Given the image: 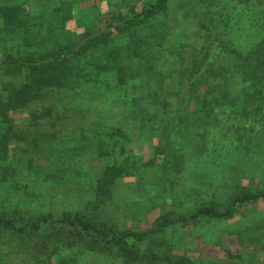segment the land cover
I'll return each mask as SVG.
<instances>
[{"label": "trees", "instance_id": "16d2710c", "mask_svg": "<svg viewBox=\"0 0 264 264\" xmlns=\"http://www.w3.org/2000/svg\"><path fill=\"white\" fill-rule=\"evenodd\" d=\"M167 1H146L141 8L131 2L125 11L110 12L102 31L94 30L95 24H80L88 20V13H75V26L82 32L74 34L67 28L66 6L71 3L78 10L82 8L79 1L0 0V232L18 238L49 235L54 245L49 256L52 264H110L101 262L105 254L126 263L193 264L185 258L173 261L148 251L142 254L139 244L155 239L168 225L185 228L203 219H228L243 205L264 200V193L236 194L225 208L211 203L172 221L165 215L162 222L142 232L122 229L103 215L118 180L139 178L140 170L154 165L158 156H162L156 166L161 174L184 169L186 154L178 148L183 145L194 151L210 132H223L218 122L221 115L229 112L235 118L256 119L258 124L264 119V36L259 33H254V44L246 49L235 46L231 38L222 41L219 35L223 32L214 37L219 43L218 56L233 58L228 59L229 67L226 60L217 61L219 76L205 84L206 93L199 96L202 101L196 103L194 112L188 111V103L204 79L198 75L201 59L196 51L189 65L179 69L173 103L171 96L160 95L159 89L172 78L174 68L156 70L159 57L167 55L156 31L176 36L178 52H169L172 60H184L191 52V36L171 29L178 19L167 18ZM255 1L262 0H197L198 10L192 18L208 20H200L192 36L202 38L216 23L227 30L222 16L210 20L211 10L240 8ZM114 40L119 43L110 47ZM108 72L115 74L113 82ZM228 72L233 75L228 77ZM144 100L160 104L161 109L148 111L140 104ZM117 102L122 105L121 126L102 118ZM23 114H28L32 133L41 140H28L33 142L31 151L18 146L27 140L15 124L16 116ZM134 126L139 130L129 131ZM153 137L161 140L160 146L153 147L149 161L139 165L132 158L131 145H142ZM38 144H47L46 151ZM20 176L39 187L50 184L62 193L79 194L82 209L58 217L50 212L28 213L21 209V204L35 200L29 197L28 184L24 196L16 189L18 184H10ZM139 182L147 181L142 177ZM3 257L0 254V264Z\"/></svg>", "mask_w": 264, "mask_h": 264}, {"label": "rangeland", "instance_id": "374dc122", "mask_svg": "<svg viewBox=\"0 0 264 264\" xmlns=\"http://www.w3.org/2000/svg\"><path fill=\"white\" fill-rule=\"evenodd\" d=\"M76 1H79L82 8L73 10L71 3H67L66 6L70 17L67 28L74 34L78 31L82 32L75 26V13H88L90 16L88 20H82L80 24L85 27L90 25L92 27L95 24L92 28L102 31L107 26L111 16L110 12L125 11L129 8L131 2H136L138 8H141L146 1L152 2L154 0ZM197 4V0H168L166 4L167 18L174 17L178 19L176 23L174 21L175 25H171L173 26L171 29L178 28L180 32L184 31L182 32L184 34L181 35L191 36L189 37L191 52L186 59L180 60L176 57L175 60H172L173 58L169 52L171 50L178 52L174 48L177 44L176 36L173 34L167 36V33L162 30L156 31L162 39L159 42L161 44L160 48L167 54L159 57L156 70L161 67L165 70L174 68L172 78L170 77L165 81L164 86L159 89V93L164 97L171 96L172 103L178 88L177 81H180L178 74L183 71L182 68L189 65L192 51L194 53L196 51L201 59L198 75L204 76V79L197 84L195 90L193 89L191 102L188 103V111L192 112L196 109V103L202 101L199 96L206 93L205 84L210 79H217L219 76L218 71L215 69L217 61L226 60L225 65L229 67L228 59L233 58L226 54L222 57L218 56L217 47H219V43L214 40V37L223 32L222 35H219L222 41L226 40L228 42L231 38L235 41V46L238 44L240 49H246L254 44V33L264 36V0L255 1L240 8L236 6L221 9L219 6L217 9L211 10L210 20L215 19L217 15L222 16L221 19L228 23L227 30H224L223 24L211 22L215 25H212L210 33H205L202 38L191 34L196 32V24L200 20H208L204 17L198 20L192 18L198 10L196 8ZM94 13L101 20L95 17ZM200 13L202 14L201 11ZM118 41H110V47L119 43ZM158 41L156 42L158 43ZM108 74L111 82H113L115 74L111 72H108ZM231 75L233 74L228 72V77ZM151 81L155 83L157 79L153 78ZM234 81L239 84V79ZM137 96H140V94L137 93ZM139 99L142 100L143 98L139 97ZM81 104L83 105V102ZM140 104L148 111L153 110L154 112L161 109L160 104L154 105L146 100L140 102ZM121 106V103L117 102L114 110H110L103 115L104 121L121 126ZM171 109L172 104L169 106V110ZM27 120L28 114L16 116L15 124L18 125L27 139L18 142V146L31 151L33 142L28 143V140L34 139L36 143L41 140H39L40 136L35 137L36 135H33V129ZM218 122L222 124L223 132L217 130L218 134L210 132L204 141L194 146V151L186 149L183 145L178 148V151L186 154L185 168L182 170L176 169V172L179 173H173L172 175L171 172H164L161 174V170L156 168L162 160V156H158L154 161V165L148 166V169H139L142 173L139 178L132 177L118 180L117 184L111 188V200H109L108 207H106L107 209L103 212V215L108 216L112 223L117 224L122 229L142 232L150 229L154 222H162L165 215L169 216L170 221L179 220L180 217H187L190 212L198 207L211 203L215 206L218 205L220 208H225L236 194L245 192L264 193V119L258 124L256 119L235 118L233 114L228 112L221 115ZM138 130L137 126L129 128L131 132ZM60 142H63V140ZM160 142L161 140L157 137H153V140L150 139L142 145L133 142V145H131L133 160L136 163L138 162L139 165H144L150 159L152 148L160 146ZM162 144L164 145V142ZM38 145L42 152L46 151L47 144ZM152 166H154L153 169ZM95 168L98 170L97 167ZM144 170H148L149 173ZM142 177L143 179L146 178L147 182H139ZM26 183L29 187L26 189L30 192L29 197L35 198L34 202L21 204V209H26L28 213L30 211L33 213L50 212L58 217L68 211L82 209L83 199L79 194L62 193L54 185L48 184L39 187L27 182V179L23 176L18 177L10 184H18L16 189L24 196V185ZM85 211H88V209ZM162 216L164 217L162 218ZM147 243L139 244L142 254L148 251V254L154 253L161 258L169 256L173 261L185 258L193 264H264V200L243 205L228 219H203L196 225L190 224L185 228H182L180 224L168 225L164 232ZM53 248L54 245L49 235L46 234L18 238L6 232H0V254L4 255L1 264H52L49 256ZM100 258H103L101 262H111L110 264H147L140 262L126 263L124 259H112L107 254ZM109 258L111 260L106 261ZM156 264L166 263L160 261Z\"/></svg>", "mask_w": 264, "mask_h": 264}]
</instances>
